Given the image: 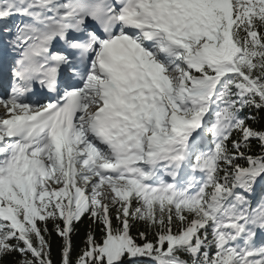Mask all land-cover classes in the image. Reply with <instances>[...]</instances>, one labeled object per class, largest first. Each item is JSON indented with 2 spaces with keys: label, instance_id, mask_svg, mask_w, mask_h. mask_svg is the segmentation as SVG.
<instances>
[{
  "label": "snow or ice",
  "instance_id": "obj_1",
  "mask_svg": "<svg viewBox=\"0 0 264 264\" xmlns=\"http://www.w3.org/2000/svg\"><path fill=\"white\" fill-rule=\"evenodd\" d=\"M0 33V261L52 264L51 223L61 264H264V0H0Z\"/></svg>",
  "mask_w": 264,
  "mask_h": 264
},
{
  "label": "trees",
  "instance_id": "obj_2",
  "mask_svg": "<svg viewBox=\"0 0 264 264\" xmlns=\"http://www.w3.org/2000/svg\"><path fill=\"white\" fill-rule=\"evenodd\" d=\"M248 110L246 109L244 112L241 113L242 116L247 115ZM252 123L253 127H260L261 125H264V112H260L257 114V121L255 122H250ZM211 139V137H208ZM253 151L259 152L260 148L259 145L253 141ZM264 195V188L259 187L256 189V192L253 194L250 199H254L256 196L261 197ZM49 229L52 230V236H51V260L52 264H61V257L59 253V237H57L55 231H54V225L51 223L48 225ZM93 227L94 230L98 233L99 232V227L95 225H91L90 220L88 217H84L79 223L75 224V230L72 233V256L73 258L76 257V255L80 252V250L84 247V241L86 239L87 233L89 231V228ZM144 230V225L143 224H136L132 228V235L136 236L139 231ZM0 264H14V258L13 257H8L4 259L3 261H0ZM140 264H148V262L141 261Z\"/></svg>",
  "mask_w": 264,
  "mask_h": 264
},
{
  "label": "bare ground",
  "instance_id": "obj_3",
  "mask_svg": "<svg viewBox=\"0 0 264 264\" xmlns=\"http://www.w3.org/2000/svg\"><path fill=\"white\" fill-rule=\"evenodd\" d=\"M7 84V82H5L4 84H2V85H6ZM4 95H3V93H1L0 92V97H3Z\"/></svg>",
  "mask_w": 264,
  "mask_h": 264
}]
</instances>
